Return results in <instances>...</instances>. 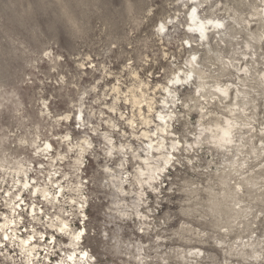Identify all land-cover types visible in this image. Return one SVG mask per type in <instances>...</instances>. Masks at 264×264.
I'll use <instances>...</instances> for the list:
<instances>
[{
  "label": "clouds",
  "instance_id": "clouds-1",
  "mask_svg": "<svg viewBox=\"0 0 264 264\" xmlns=\"http://www.w3.org/2000/svg\"><path fill=\"white\" fill-rule=\"evenodd\" d=\"M0 264H264V0H0Z\"/></svg>",
  "mask_w": 264,
  "mask_h": 264
}]
</instances>
